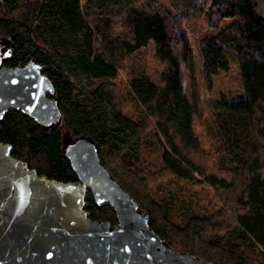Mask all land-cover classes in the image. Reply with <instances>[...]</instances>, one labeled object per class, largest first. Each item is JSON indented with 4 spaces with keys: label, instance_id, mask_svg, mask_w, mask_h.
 <instances>
[{
    "label": "trees",
    "instance_id": "16d2710c",
    "mask_svg": "<svg viewBox=\"0 0 264 264\" xmlns=\"http://www.w3.org/2000/svg\"><path fill=\"white\" fill-rule=\"evenodd\" d=\"M3 37L6 66H44L63 115L45 132L7 113L14 158L76 182L63 133L89 137L172 250L264 264V0H0ZM229 56L244 96H202ZM86 211L116 224L90 193Z\"/></svg>",
    "mask_w": 264,
    "mask_h": 264
},
{
    "label": "water",
    "instance_id": "95a60500",
    "mask_svg": "<svg viewBox=\"0 0 264 264\" xmlns=\"http://www.w3.org/2000/svg\"><path fill=\"white\" fill-rule=\"evenodd\" d=\"M10 42L0 38V120L14 111L45 132L61 128L45 67L30 57L6 66ZM62 152L76 182L38 175L0 142V264H212L175 252L150 228L148 215L104 167L91 138L64 132ZM88 193L98 207H110L115 225L88 217Z\"/></svg>",
    "mask_w": 264,
    "mask_h": 264
},
{
    "label": "rangeland",
    "instance_id": "374dc122",
    "mask_svg": "<svg viewBox=\"0 0 264 264\" xmlns=\"http://www.w3.org/2000/svg\"><path fill=\"white\" fill-rule=\"evenodd\" d=\"M230 23L231 21H229ZM228 59L230 65L229 70L227 72L220 71L217 75H214L212 90L207 94L204 90H200L202 96L205 95L206 98L211 100L218 99L221 96H225L229 100L244 96L238 64L233 57L229 56ZM211 192L213 193V191Z\"/></svg>",
    "mask_w": 264,
    "mask_h": 264
}]
</instances>
